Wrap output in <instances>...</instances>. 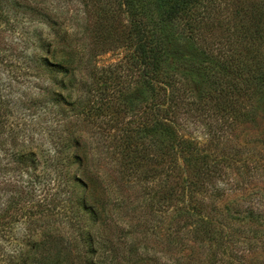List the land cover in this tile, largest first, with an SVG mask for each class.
Instances as JSON below:
<instances>
[{
    "label": "rangeland",
    "instance_id": "1",
    "mask_svg": "<svg viewBox=\"0 0 264 264\" xmlns=\"http://www.w3.org/2000/svg\"><path fill=\"white\" fill-rule=\"evenodd\" d=\"M114 4L0 0V264H264V227L224 210L255 186L254 210L264 214V144L254 126L245 127L251 137L219 143L234 156L216 181L226 194L204 199L229 241L222 250L196 241L178 211L151 207L123 165L121 129L139 124L154 98L127 67L128 15ZM45 58L73 61L75 75L50 71ZM186 128L209 140L204 125Z\"/></svg>",
    "mask_w": 264,
    "mask_h": 264
},
{
    "label": "trees",
    "instance_id": "2",
    "mask_svg": "<svg viewBox=\"0 0 264 264\" xmlns=\"http://www.w3.org/2000/svg\"><path fill=\"white\" fill-rule=\"evenodd\" d=\"M114 3L128 15L127 67L154 98L141 106L139 124L121 129L122 163L148 191L151 207L178 211L196 241L225 249L229 241L209 219L217 210L208 212L204 199L226 194L216 183L234 159L226 144L219 145L224 137L231 143L251 137L245 127L254 126L255 141L264 144V0ZM70 63L45 58L50 71L73 77L77 68ZM191 125H204L209 140L190 136L186 127ZM251 189L240 198L235 194L224 210L231 220L264 227V214L254 210L258 198H253L262 190ZM79 204L96 221L97 212L85 197ZM85 264L98 263L86 259Z\"/></svg>",
    "mask_w": 264,
    "mask_h": 264
}]
</instances>
